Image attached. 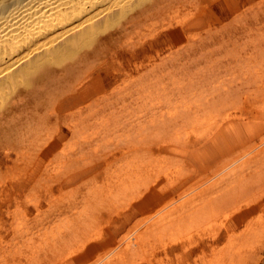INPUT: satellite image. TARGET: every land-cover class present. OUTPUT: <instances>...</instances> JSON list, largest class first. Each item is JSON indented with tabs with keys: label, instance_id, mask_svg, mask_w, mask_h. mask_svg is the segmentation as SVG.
<instances>
[{
	"label": "bare ground",
	"instance_id": "1",
	"mask_svg": "<svg viewBox=\"0 0 264 264\" xmlns=\"http://www.w3.org/2000/svg\"><path fill=\"white\" fill-rule=\"evenodd\" d=\"M262 7L264 0H0V185L6 175L34 173L45 159L44 174L54 157L70 162L86 147L89 152L83 155L94 158L67 171L78 174L98 161L107 166L123 149L107 138L125 127L132 131L120 158L137 166L119 180L116 191L124 195H104L107 202L125 200L124 207L115 214L116 203L85 210V217L67 230L74 248L54 254L51 264H89L94 256L93 264L102 259L109 263L114 259H107L111 252H127L121 231L137 228L133 220L150 213L158 220L139 233L166 236L175 231L180 238L149 252L130 244L131 255L116 253V264H233L236 257L245 256L252 264L263 260L264 95L255 97L257 105L248 104L249 98L238 90L247 84L259 91L264 78L258 79L260 84L255 79H228L226 90L211 93L192 94L189 86L185 94H192L190 102L161 99L165 87L157 88L161 92L152 98L160 80H149L184 76L190 61L212 60V44L224 49L230 44L228 28L242 32L252 26L241 16L253 13L258 22ZM175 89L180 95L183 88ZM242 100L246 115L233 120L227 108ZM141 108L145 112L135 118L134 111ZM185 126L202 128L197 136L184 139L180 130ZM67 135L81 140L80 147L67 152ZM57 142L61 148L53 153ZM92 143L97 148H89ZM179 161L185 162L184 170L178 166L170 179L152 180L154 168ZM202 174L207 176L203 179ZM214 181L216 189L172 203L177 206L168 204L185 189ZM256 211L258 215L244 224ZM112 214L116 220L111 217L110 223H117L108 219L102 238L101 230L93 238L98 229L93 223ZM218 218L223 220L216 230L205 227ZM192 232L198 235L196 244L187 236ZM99 239L101 247H109L103 256L95 253L98 245L84 253Z\"/></svg>",
	"mask_w": 264,
	"mask_h": 264
},
{
	"label": "rangeland",
	"instance_id": "2",
	"mask_svg": "<svg viewBox=\"0 0 264 264\" xmlns=\"http://www.w3.org/2000/svg\"><path fill=\"white\" fill-rule=\"evenodd\" d=\"M257 18L259 23L254 20L253 13L243 14L240 18L241 21H245V23H257L259 25H257L258 28H255L254 24L250 26L253 29L248 27L242 32H236L234 28H228V32L226 34L230 44H228L224 49H222V47H220L217 43L212 44L210 48L211 52L214 54L212 60L195 62L190 61L185 65L188 69H184V76L169 75L158 79L150 77L149 80L152 83H154L153 81L155 80H160V82L156 84L155 89L157 92L150 93V96L155 98L161 92V89L158 90L157 88L165 87V94L161 97V99L164 97H172V100L176 98H179V100L184 98V102H190V96L194 93H204L205 90L206 93L226 90L228 79L233 80V83H239L242 79L251 81L255 79L260 84L259 81L264 78V62H262L264 60V7L259 10ZM229 20L230 19L227 21ZM206 62L210 63L208 64ZM207 66H209V68H207ZM181 67L182 66L179 65V68ZM259 78H261V80H258ZM177 85L183 88L181 90V96L177 94V90L175 89ZM246 85L247 84H244V89H239L238 92H242V95L246 94L249 98V101L247 102L248 104L252 103L255 97L258 96L260 98V94L263 93L264 95V90L261 91L264 86L258 91L256 88H246ZM189 86L193 87L190 89L193 91L191 95L185 94L186 88ZM245 100L247 101L248 99L246 98ZM245 100H242L239 104H229L230 108H227V110L231 114L230 118H233V120H235V118L241 119V117H239L241 114H243V116L246 115L245 110L247 107H245ZM254 102L257 105V102ZM260 102L264 104V100L260 99ZM258 105L261 106V104ZM167 109L168 108L164 109L163 112H166ZM144 112L145 110L141 108L137 111L135 110L133 115L135 118L142 117L141 115ZM148 116L147 120L151 118L150 114ZM140 120L142 121V127L146 126V119L141 118ZM211 127L212 125H210V129ZM201 128L202 127L199 126L194 128L185 126L180 130V136L184 139H190L197 136ZM111 129L113 128L111 127ZM129 129L130 127L120 129L115 134L110 135L111 137L109 136L107 139L111 140V142L118 143L119 147L117 149H121L123 147L122 151H125V137L128 136V139H132V136H129L132 131L128 132ZM80 141L81 140L77 138H72L70 135H67L66 151H73L79 148L81 144ZM60 143L61 142L56 143V149L53 153L60 150ZM96 145L97 144L92 143L89 148H97ZM151 148H155V145L151 146ZM115 150L109 154H113ZM82 152L87 153L89 150H87L86 147ZM101 152V148L97 150V153ZM121 152L117 157L112 156L107 166L98 161L92 167L85 169L78 174L75 172L72 173L73 169L71 172L67 171V169L73 167V165L76 166L78 164H84L89 160H92L94 156H87V154L83 155L82 153L79 156H75L73 161L70 162L64 158H58L56 156L51 161L52 163L50 162L51 164L47 161V163L50 164V167L44 174L42 171L46 164L45 159L39 163L37 166L38 169L37 171L35 170L34 173L25 174L22 172L15 176L6 175L2 180V185H0V264H51L52 259H54V254L61 252L63 249H69L71 247L74 248V245L70 244L72 233L70 230L67 232V230L68 227H74L80 217H85V210L97 208L96 206L100 203H104L105 205L108 203H116L115 206L116 208L118 207V210L113 208L112 212L115 214L117 211H120L124 207V203L126 201L119 198L118 201L112 202V200H108L107 202L104 195L106 194L108 196L109 193L117 192L114 194L117 196L120 192L116 191V189H118L119 180L122 181V179L127 177L133 168H136L137 166H128L124 160L120 158ZM160 152L163 153V150ZM133 158L135 157L132 156L128 158V160L132 161ZM218 158L221 157L218 155ZM145 164L146 161H143L140 165L143 166ZM5 165L8 164L5 163ZM40 165L42 166L39 170ZM178 166L180 169L184 170L186 164L184 161H179L174 162L173 164L168 163L163 167L154 168V171L152 172V180L156 182L157 180L170 179L172 177V173L174 172L173 169ZM75 174H77V176H75ZM202 176L207 175L202 174L201 177ZM223 177L224 176L220 178L223 179ZM202 178L204 179L205 177ZM216 182L217 181H214V183L209 184H205V182H203V184H200L195 189H185L183 194L174 200L170 199L168 204L173 205L183 201V198L187 197L188 199H191L193 196L201 192L216 189ZM157 190L158 189H152L151 191L157 192ZM177 190L178 189H174L173 191ZM121 194L124 195L123 193ZM130 196L131 195L127 196V199ZM169 198L170 197H166L164 202ZM122 200L125 202H121ZM68 205L71 206V209L67 210L66 208ZM256 213L257 211L252 212L243 220V223H248L249 220L255 218L258 215V213ZM114 214H112V216L109 215L107 219H100L102 222L100 220H96L95 223H93L95 224V229L98 228L95 231L97 234H92L93 238L98 236L100 232V236L102 238V233L107 228V224L105 223L108 219V223H110L111 220H116L115 217H113ZM151 214L152 213L137 216L135 220H133L135 222L133 225L137 228L133 226L132 228L121 231L120 236L122 237V240H124L127 252L122 250L118 252H111V257L107 259H114L110 260L109 263L107 260L102 259L101 264H116L114 260L120 259L118 256L120 254L127 255L126 257H129L131 255V253L128 252L130 251L128 250V246H130V244H133L134 247H137L140 250L149 252V250L161 248L164 243L172 239L180 238L179 233L175 231L173 234L166 236L164 234L142 235V233H139V230L144 231V228L152 226V223L158 220L155 215L148 216ZM111 217L113 218L111 219ZM222 220L223 218H218V220L210 221L205 224V227L209 225L208 227L214 231L218 226H220ZM92 221H94V219ZM111 223L116 224L117 221H113ZM238 231L239 229L231 230V232L235 234ZM174 233L176 234L174 235ZM182 234L184 235V233ZM190 235H192V243L196 244L198 242V235L192 232L187 236ZM100 239L98 242L95 240L96 243L93 242V244L88 245L84 250V253H88V249L90 247L94 248L98 245L99 247H97V251L95 253L97 254L102 252L103 256L106 252L104 250H108L109 247H101ZM261 239H264V236L261 237L260 240ZM260 240L254 242L256 247H259ZM108 241L112 242L111 238H109ZM223 244L224 243L221 242L218 245L222 246ZM116 253H118V255ZM96 257L97 256L92 257V261L89 262V264H93ZM260 257L263 260L259 264H264V255L261 254ZM235 259L236 260L233 261V264H240V262L244 264H252L250 263L251 261L248 256H245L244 259H240L239 257H236ZM174 263L177 264V260ZM202 264L205 263L203 262Z\"/></svg>",
	"mask_w": 264,
	"mask_h": 264
}]
</instances>
